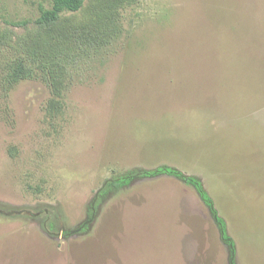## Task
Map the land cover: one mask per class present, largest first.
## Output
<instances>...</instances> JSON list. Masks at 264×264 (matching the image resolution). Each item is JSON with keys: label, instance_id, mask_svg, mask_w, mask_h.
Wrapping results in <instances>:
<instances>
[{"label": "rangeland", "instance_id": "374dc122", "mask_svg": "<svg viewBox=\"0 0 264 264\" xmlns=\"http://www.w3.org/2000/svg\"><path fill=\"white\" fill-rule=\"evenodd\" d=\"M52 4L0 0V264H264V0Z\"/></svg>", "mask_w": 264, "mask_h": 264}, {"label": "trees", "instance_id": "16d2710c", "mask_svg": "<svg viewBox=\"0 0 264 264\" xmlns=\"http://www.w3.org/2000/svg\"><path fill=\"white\" fill-rule=\"evenodd\" d=\"M83 4H84V0H53L51 9L41 8V15L37 22L39 24L54 23L59 19L60 15L63 14L64 12H77L82 8ZM10 77L12 78L11 80L13 83H17L23 79H29L33 77V72L26 69L24 66H18L13 71L12 75L10 74ZM158 173H167L170 175L176 174L174 171L169 169H162L158 171L157 174ZM197 187L204 201L210 207H212V202L210 201L207 194L202 190L199 184H197Z\"/></svg>", "mask_w": 264, "mask_h": 264}]
</instances>
